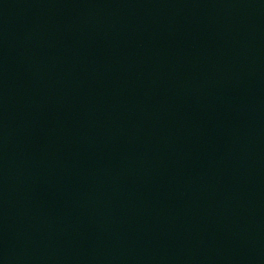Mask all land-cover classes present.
Segmentation results:
<instances>
[{"label":"water","instance_id":"1","mask_svg":"<svg viewBox=\"0 0 264 264\" xmlns=\"http://www.w3.org/2000/svg\"><path fill=\"white\" fill-rule=\"evenodd\" d=\"M0 264H264V0H0Z\"/></svg>","mask_w":264,"mask_h":264}]
</instances>
